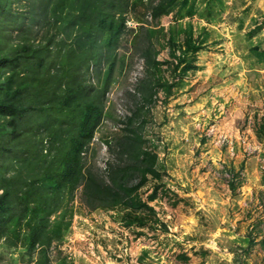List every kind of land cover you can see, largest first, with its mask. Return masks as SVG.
<instances>
[{
    "label": "rangeland",
    "instance_id": "obj_1",
    "mask_svg": "<svg viewBox=\"0 0 264 264\" xmlns=\"http://www.w3.org/2000/svg\"><path fill=\"white\" fill-rule=\"evenodd\" d=\"M27 1L11 4L25 11ZM208 1L194 0L192 15L182 16L175 5L152 21L160 28L154 47L161 59H169L170 47L178 55L188 40L200 47L186 54L195 69L168 97L159 88L143 117L138 135L156 153L159 176L148 175L137 194L152 208L90 210L78 187L68 202L69 230L49 247L53 264H264V58L251 50L264 43V0H212L205 8ZM137 10L146 13L144 6ZM132 15L126 14L127 28L140 24ZM49 19L53 28L33 24L34 42L59 35ZM10 34L5 50L20 40ZM131 38L119 45L125 58L106 92L109 114L86 152L87 163L102 171L113 157L105 141L134 107L126 90L142 76ZM161 67L177 81L169 63ZM31 250L23 233L13 245L2 237L0 264H38L40 250Z\"/></svg>",
    "mask_w": 264,
    "mask_h": 264
},
{
    "label": "trees",
    "instance_id": "obj_2",
    "mask_svg": "<svg viewBox=\"0 0 264 264\" xmlns=\"http://www.w3.org/2000/svg\"><path fill=\"white\" fill-rule=\"evenodd\" d=\"M11 1L0 0V239L13 245L23 233L29 250H40L37 263L53 264L49 247L69 230L68 202L78 187L90 210L152 208L137 194L148 175L159 176L156 153L138 135L143 117L150 114L148 105L159 88L168 97L182 76L195 69L186 54L200 48L188 40L178 55L170 47L175 60L169 55L161 59L154 47L160 28L152 21L175 5L182 16L192 15L194 0H28L25 11ZM139 6L146 13H139ZM127 13L140 23L136 28H127ZM49 18L59 35L34 42L33 24L43 21L53 28ZM13 31L20 40L5 50ZM129 34L132 53L142 59V76L133 91L126 90L134 107L119 120L114 139L105 141L113 157L102 171L87 163L86 152L109 114L106 92L124 61L118 48ZM251 50L262 61L264 43ZM165 63L177 81L164 75ZM155 194L156 188L149 198Z\"/></svg>",
    "mask_w": 264,
    "mask_h": 264
}]
</instances>
